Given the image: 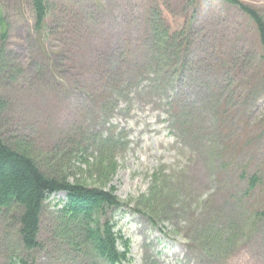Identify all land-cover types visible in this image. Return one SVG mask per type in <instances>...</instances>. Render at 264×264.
<instances>
[{
  "label": "rangeland",
  "instance_id": "rangeland-1",
  "mask_svg": "<svg viewBox=\"0 0 264 264\" xmlns=\"http://www.w3.org/2000/svg\"><path fill=\"white\" fill-rule=\"evenodd\" d=\"M46 1L39 34L31 0H0L18 66L0 79L1 133L48 175L115 193L122 208L107 219L130 241L123 264H264V179L247 194L244 178L264 170L254 23L198 0L191 54L178 60L155 42L151 11L182 17L193 0ZM238 1L264 17V0ZM183 64L185 82L175 78ZM64 200L52 195L46 212ZM15 215L0 212V264H104L56 240L49 213L40 248L23 250Z\"/></svg>",
  "mask_w": 264,
  "mask_h": 264
},
{
  "label": "trees",
  "instance_id": "trees-1",
  "mask_svg": "<svg viewBox=\"0 0 264 264\" xmlns=\"http://www.w3.org/2000/svg\"><path fill=\"white\" fill-rule=\"evenodd\" d=\"M217 1L235 7L252 21L260 44L264 47V17L256 9L238 0ZM197 3L198 0H193L192 5L182 17L170 11L165 12L159 5L151 11L150 27L153 30L151 32L154 40L162 44L170 58L180 60L182 57L185 60L191 54L195 33L193 31L200 11L196 6ZM31 4L35 30L42 34L50 16V7L46 0H31ZM8 40L9 23L0 13V79L8 75L9 79H13L16 72L13 67L16 69L18 67L15 64L16 60L9 53ZM241 55L237 56V62L242 61L245 64ZM188 72V64L187 68L183 64L175 74L176 80L185 82ZM172 101L169 100L168 103ZM3 110L4 104L0 99V118ZM1 131L0 128V212L16 211L13 220L22 249L34 251L40 248L39 233L42 217L45 213H49V216H53V224L50 219L53 236L66 244L71 253L86 248L83 250L87 252V255L90 254L88 256L99 259L104 264L128 262L130 241L115 231V225L107 219V212L122 208L115 193L96 187H87L80 183H70L66 178H60L55 172L52 176L48 175L32 157L27 155V152L22 151L21 146H24V143L7 139ZM104 143L108 145V141ZM80 151L84 153V150ZM99 159L103 161L102 158ZM244 178L247 179L248 184L247 194H250L260 182H263L264 170H258ZM58 193L65 194V201L57 203L52 211L46 212L47 201L52 195ZM256 216L262 217V215ZM222 232L228 236L227 232ZM203 233L205 236L212 234L210 228Z\"/></svg>",
  "mask_w": 264,
  "mask_h": 264
}]
</instances>
